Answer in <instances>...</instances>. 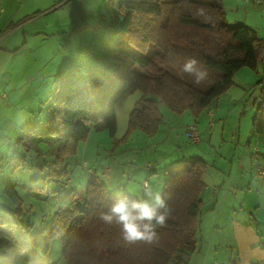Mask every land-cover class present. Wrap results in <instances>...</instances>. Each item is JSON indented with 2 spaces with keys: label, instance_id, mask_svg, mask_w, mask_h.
<instances>
[{
  "label": "trees",
  "instance_id": "trees-1",
  "mask_svg": "<svg viewBox=\"0 0 264 264\" xmlns=\"http://www.w3.org/2000/svg\"><path fill=\"white\" fill-rule=\"evenodd\" d=\"M118 8L123 21L111 46L118 67L91 73L83 83L67 88L44 129L33 128L22 137L26 153L35 152L37 160L42 155L38 140L45 138L47 146L55 147L53 159L37 166L47 168L41 185H32L29 191L42 192L47 187L49 197L57 191L60 186L51 189L47 181L67 177L64 159L76 154L91 128L106 130L113 137L108 154L136 131L153 137L164 120L160 105L176 114L188 110L198 118L231 88L239 69H256L264 56V40L256 30L244 23L227 22L223 0H120ZM169 54L176 57L179 67L185 58L195 57L208 71L202 81L207 90H199L166 70L163 64ZM136 91L141 97L128 116L124 135L116 139L115 105ZM253 127L257 133L263 132L264 101L257 108ZM26 161L27 155L16 156L14 167ZM206 170L207 162L201 158L167 168L162 193L173 212L166 225L157 229L160 240L153 245H128L117 225L100 221L99 212L106 211L117 198L137 197L112 194L93 172L88 173L84 191L78 188L58 195L57 208L49 222L43 219L44 224L19 223L23 200L8 186L4 193L14 209L12 215L0 216V264H52L48 253L53 238L60 240L66 264H172L177 256L189 257L196 248Z\"/></svg>",
  "mask_w": 264,
  "mask_h": 264
},
{
  "label": "crops",
  "instance_id": "crops-1",
  "mask_svg": "<svg viewBox=\"0 0 264 264\" xmlns=\"http://www.w3.org/2000/svg\"><path fill=\"white\" fill-rule=\"evenodd\" d=\"M92 1L0 0V144L8 147L5 153L0 152V164L4 162L3 168L7 169L10 177L20 176L17 179L20 188L17 193L23 200L24 216L28 215V211L31 212L38 207L42 198L28 190L30 186L36 184L30 182L22 169L28 166L33 180L42 183L47 168L40 170L37 166L52 160L55 153V147L47 146L45 138H42L37 144L42 152L41 157L37 160L35 152L31 151L25 154L27 161L23 166L14 167L13 158L20 151V145H17L14 139L22 138L25 132L37 127L38 121L44 123L52 113V109L47 108L43 116L46 104L44 106L39 104L40 114L34 120L32 110H29V117L24 118L23 111L33 109L38 104L37 93L32 96L24 92L29 87L40 89L42 84L43 87L46 86L45 78L51 75L55 77L60 73L62 68L57 65L50 66L52 69L50 73L45 72L48 65L42 63L40 59L57 57L63 51L68 53V48L63 50L62 43L66 36L69 38L68 42L75 40L77 35L70 32L81 22L86 25L87 21H93L91 20L93 13L84 6L85 3L90 4ZM100 1L102 0H97V3ZM223 3L226 18L228 8L236 10L231 16L233 25L235 21L244 23L256 30L259 37L264 40V0H223ZM239 10H242V13H239ZM95 16V19L100 21L107 19L102 9ZM115 16L117 19L118 16L116 14ZM92 27L90 29L94 30ZM16 58H26L27 67L37 68L38 73L43 72V78L33 82V76H28L30 71L24 70V82L15 86L13 77L19 71L16 64L21 61L16 62ZM23 86L25 89L21 91ZM140 97L141 93L136 91L115 105L117 128L118 130L120 128L117 135L115 134L116 139L125 133L128 116ZM263 101L264 56L256 69L247 67L239 69L233 76L231 88L213 101L198 118L194 119L189 111L185 110L183 112L185 122H176L173 127L169 124L168 127L167 117L172 112L164 105H160L164 120L151 140L157 141L159 145L172 141L175 148L152 147L149 154L142 149L146 156L141 162L146 160L147 165L152 166L149 161L157 162L156 158L162 160L175 149L180 151L178 161L183 160L181 158L183 149L180 145L184 140H188L185 130L193 123L201 131V141L198 145L206 151L201 159L207 162V170L202 177L205 185L200 194L203 206L196 233V248L189 257L177 256L172 264H264V179H256L252 175L253 154L257 153L258 160L264 163V129L262 133H257L253 127L257 108ZM17 113L21 120L16 119ZM209 122H213L212 127L209 126ZM92 130L91 128L87 140L78 144L76 154L65 157L67 177L58 182L47 181V186L51 189L62 187L58 194L70 193L78 188L84 191L89 172L95 173L113 194L111 178L113 166L109 164L108 158H115V154H108V147H100L101 139L107 143L110 139L106 137L107 131H99L100 137L96 138L92 145L96 153L98 151L97 155L101 154V157L95 168L89 166L90 161H94L87 152ZM136 132H139L141 137L145 136L140 131ZM33 141H37L36 137ZM138 157H132L130 161L135 162ZM156 171L158 170H155L157 181L153 182L152 186L163 192V178L166 175ZM137 179H141V184L117 187V191L124 189V193L143 198L142 183L144 181L149 183V179L146 178L144 171ZM10 184L9 180L6 184L0 183V211L7 209L9 213H13L14 205L4 193V189ZM53 205L56 210L57 201Z\"/></svg>",
  "mask_w": 264,
  "mask_h": 264
},
{
  "label": "rangeland",
  "instance_id": "rangeland-1",
  "mask_svg": "<svg viewBox=\"0 0 264 264\" xmlns=\"http://www.w3.org/2000/svg\"><path fill=\"white\" fill-rule=\"evenodd\" d=\"M120 0H102L97 3V0H93L90 4L85 3V8L90 10L93 13V16L91 20L93 21H87L86 25H83V22L79 24V26L74 27L71 30V34H76L77 37L73 42H68L66 36V40L62 43L63 44V50H66L68 48V53L63 51L62 53L58 54L57 57H48L47 59H40L42 63L47 64L48 68L45 70L48 73L51 72L52 69H50L51 65H57L60 66V73L55 75L53 77L52 75L45 78L46 81V86L43 87V84L41 85L40 89H37L35 87H29L25 94H30L33 96L34 93L38 94L37 102L38 104L33 107V109H26L23 111L22 115L24 118L29 117V110H32L33 112V120L40 114V105L45 107L43 109V116L46 114L47 108H51L54 110L57 105L59 104L60 101V96L63 91H65L67 88L70 86L76 84L77 82L83 83L86 78L91 74H102L104 72H109L112 69L118 67V63L112 59L111 55V46L112 44L118 39V31L119 28L122 24L123 21V16L119 12V6ZM103 10V15L107 18L106 20H97L95 19L96 13H99L100 10ZM228 13H227V22L232 24L231 20L233 18L231 17L234 12L236 11L235 9L232 10L228 8ZM239 13H242V10L238 11ZM115 14L118 16L116 19ZM241 15V14H240ZM232 18V19H231ZM240 20V19H239ZM239 23V21H235ZM99 23L100 27L94 31L91 30V26ZM21 60V61H20ZM27 59H21V58H16V62L20 61L16 64V68L18 73L14 75L13 77V83L15 86H19L21 83L24 82L25 76L23 75L24 70H29L30 73L28 76H33V82L43 78L41 73L36 72L37 68H30L27 67L28 63L26 61ZM163 67L170 71L171 73L177 75L180 77L182 80L187 81L194 85L196 88L199 90L205 91L207 90V86L205 83L201 82L199 84H196L193 82V77L190 76L187 73L182 72L181 67H179V62L176 59V57L173 54H169L166 62L163 64ZM55 79L53 83V79ZM33 84V83H32ZM34 85V84H33ZM25 89H21V91ZM58 98V99H57ZM27 102V99H26ZM25 109V107H22ZM27 108V105H26ZM16 119L21 120L20 115L17 113ZM176 122H185V117L184 113L182 114H176L172 113L169 117H167V126L169 127V124H172V127L176 124ZM42 123V124H40ZM119 125V122H118ZM34 126V125H32ZM171 126V125H170ZM176 127V126H175ZM44 129V123L39 122L37 123V127L35 129ZM92 133H91V138H90V145L88 146V154L89 156L94 160L90 161L89 166L93 169L97 166V162H99L101 154L97 155L95 147H93L94 140L98 137H100L99 131H95L94 128H92ZM120 130V128H119ZM118 128L116 130V135L118 133ZM102 131V130H101ZM106 131V130H105ZM105 133V132H104ZM106 134V133H105ZM110 141L107 143V141L101 139L100 147L101 148H109L111 149L113 147V137L108 136ZM124 135V134H123ZM122 135V136H123ZM139 132H134L131 134V136L128 137L126 141L121 140L118 143V146L114 148V151L112 154H115V158L109 159L108 162L113 166V172H112V188H113V194L114 195H120L125 192L124 189H120V191H117V187L124 188V186H131V184H141V179L140 175L144 171L146 173V178L149 179V184H153V182L157 181V178L155 176V170H158L156 172L166 174L167 168L171 170L172 166H180L186 160L190 159H199L201 158L202 154H204L203 149L198 145V144H192L188 140H184L181 143V147L183 149L181 153V157L183 160L178 161V157L180 154V151L174 150L173 153H169L164 156V158L158 159L156 158L157 162H151L153 164L152 166L147 165V161L145 160L144 162H141L145 156L146 153L149 154V151H152V147L159 148H175V144H173L172 141H168L164 144L159 145L157 141L151 140L152 137H141L139 136ZM121 136V137H122ZM116 138V136H114ZM102 138V137H101ZM16 140V144L20 145V151L17 156H23L26 154V149L22 145L21 141L22 138L14 139ZM158 140V139H157ZM155 141V142H154ZM111 142V144H110ZM154 144V146H153ZM7 146L4 145L3 143L0 144V152L5 153L7 151ZM11 149V148H10ZM146 150V153L142 150ZM16 148L14 151L16 152ZM125 150V151H123ZM25 152V153H24ZM131 152V153H130ZM123 155V156H121ZM138 155H140L138 157ZM186 156V157H185ZM132 157H138V160L135 162L130 161ZM126 158V160H125ZM123 160V161H122ZM125 160V161H124ZM13 163V162H12ZM4 162L0 164V183L4 182L5 184L10 181V186H12L16 192H19V179L20 176H15V177H10L8 175V171L6 168H3ZM14 165V163H13ZM26 166V165H25ZM28 166H26L23 170V173L26 175V177L32 182V184L36 185H41V182L33 180L32 174L28 171ZM4 169V171H3ZM4 175V176H3ZM8 178V180H6ZM135 179V182L133 181ZM165 178H163L164 182ZM126 189V188H125ZM116 190V191H115ZM62 191V188L58 187L57 191L50 193V197L46 194L47 192V187L45 188V191L42 192H37L33 191L36 196L39 198H42V201H40V205L38 207L34 208L31 212L28 211V215L24 216L22 215L21 218H19V223L23 224H44L43 219H46L45 222L47 221L48 218H51L54 211L55 207L53 205L54 202L58 201V192ZM111 192V190H110ZM62 194V193H60ZM46 197H49L48 199ZM49 201V202H47ZM58 204V202H57ZM3 215H12V213H9L7 209H1ZM29 219V220H28ZM28 220V221H27ZM51 220V219H50ZM49 222V221H48ZM47 222V223H48ZM21 227H18L17 230L21 231ZM48 256L50 258V261L52 264H66L65 263V258L63 256L62 252V245L59 239L53 238L50 241V249Z\"/></svg>",
  "mask_w": 264,
  "mask_h": 264
},
{
  "label": "clouds",
  "instance_id": "clouds-1",
  "mask_svg": "<svg viewBox=\"0 0 264 264\" xmlns=\"http://www.w3.org/2000/svg\"><path fill=\"white\" fill-rule=\"evenodd\" d=\"M180 67L182 72L193 77L196 84L208 76L207 69L195 57L185 58ZM172 212L168 197L145 181L143 198L119 197L106 211L99 212V219L104 224L117 225L122 240L128 245H153L160 240L157 229L166 225Z\"/></svg>",
  "mask_w": 264,
  "mask_h": 264
},
{
  "label": "built area",
  "instance_id": "built-area-1",
  "mask_svg": "<svg viewBox=\"0 0 264 264\" xmlns=\"http://www.w3.org/2000/svg\"><path fill=\"white\" fill-rule=\"evenodd\" d=\"M99 27H100V24L97 23V24L93 25L92 29L97 30ZM3 96H5V95H3ZM209 126L212 127L213 122H209ZM186 135H187L188 139L190 140V142L193 144L198 143L200 141V138H201V133H200L199 129L197 128V126L194 124L190 125L188 127V129L186 130ZM252 164L254 166L253 177L256 179L263 180L264 179V163L257 160L256 154L253 156V163ZM144 182H143V185H144ZM142 188H143V186H142ZM214 189H216V188L214 187Z\"/></svg>",
  "mask_w": 264,
  "mask_h": 264
}]
</instances>
